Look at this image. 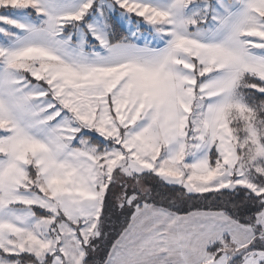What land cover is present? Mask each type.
<instances>
[{
    "label": "snow or ice",
    "instance_id": "6c2138e0",
    "mask_svg": "<svg viewBox=\"0 0 264 264\" xmlns=\"http://www.w3.org/2000/svg\"><path fill=\"white\" fill-rule=\"evenodd\" d=\"M0 264H264V0H0Z\"/></svg>",
    "mask_w": 264,
    "mask_h": 264
}]
</instances>
